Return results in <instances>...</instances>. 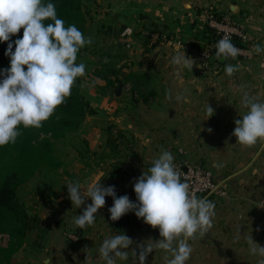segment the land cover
I'll return each mask as SVG.
<instances>
[{
  "label": "crops",
  "instance_id": "1",
  "mask_svg": "<svg viewBox=\"0 0 264 264\" xmlns=\"http://www.w3.org/2000/svg\"><path fill=\"white\" fill-rule=\"evenodd\" d=\"M83 9L85 37L93 43L83 48L77 63L86 66L81 92L94 112L54 144L62 172L102 165V185L114 186L117 197L127 195L136 202L134 180L147 172L162 148L174 162L201 163L227 197L201 196L215 203L213 227L203 238L189 240L187 264H258L264 258L250 253L247 236L264 246V141L247 147L232 132L234 121L247 112L241 104L244 92L264 102V53L253 50L264 45V0H83ZM209 10L233 18L248 34L247 45H239L244 53L235 59L208 64L199 59ZM183 48L196 62L191 71L171 64ZM227 64H239V71L226 75ZM117 87L119 95H112ZM180 93L183 98L177 99ZM207 104L214 109L211 117ZM44 169L47 176L61 173ZM47 182L46 198L56 189ZM105 199L94 225L80 228L73 240L62 232L69 218L74 223L73 207L27 208L40 222L7 264H105L99 248L106 238L127 235L133 240L127 251L160 239L159 229L134 212L112 221L108 209L113 199ZM90 203L85 200L79 215ZM166 256L171 258L157 249L145 264H166ZM116 264L136 260L129 253V260L117 258Z\"/></svg>",
  "mask_w": 264,
  "mask_h": 264
},
{
  "label": "clouds",
  "instance_id": "2",
  "mask_svg": "<svg viewBox=\"0 0 264 264\" xmlns=\"http://www.w3.org/2000/svg\"><path fill=\"white\" fill-rule=\"evenodd\" d=\"M46 20L52 22L45 24ZM21 29L22 37L12 41ZM0 42H8L4 55L10 58V66L0 70L3 77L0 79V146H4L16 142L21 135V125L40 128L70 97L77 78L86 75L85 64L77 63L78 53L92 44L93 39L85 37L75 24L66 27L51 2L0 0ZM216 49L218 60L235 59L241 51L227 34L217 42ZM253 50L256 54L264 53V45L257 44ZM171 64L191 71L196 62L186 56L183 48L172 57ZM239 67V64H227L224 72L232 76ZM176 98L182 99L183 93ZM241 104L247 112L234 121L232 135L241 145L252 147L264 141V102L244 92ZM206 112L211 117L214 109L207 104ZM207 131L211 133L212 129ZM174 160L171 152L161 149L147 172L134 180L136 202L127 195L117 197L114 186H103L102 174L84 189L79 181L66 185L69 199L77 208L84 205L85 200H91L82 213L74 217L75 225L80 228L94 225L96 213L106 204L105 198L112 197L113 204L108 209L112 221L134 212L145 224L159 229L160 239L148 244L138 243L132 251L127 249L133 240L122 232L106 238L99 248L105 264H116L117 258L127 261L129 253L136 264H145L148 255L157 249L170 254L171 258L165 257L166 264H187L192 253L189 240L197 236L203 238L213 227L215 203L198 197L190 184L182 181L183 172ZM234 239L239 241V232ZM247 243L252 255L264 258V246L254 242L251 234L247 236ZM258 264H264V259Z\"/></svg>",
  "mask_w": 264,
  "mask_h": 264
},
{
  "label": "trees",
  "instance_id": "3",
  "mask_svg": "<svg viewBox=\"0 0 264 264\" xmlns=\"http://www.w3.org/2000/svg\"><path fill=\"white\" fill-rule=\"evenodd\" d=\"M56 6L57 16L65 26L75 24L85 35L86 15L83 0H44ZM52 21L46 20L45 24ZM23 29L11 38L22 37ZM214 37L209 35V42ZM239 46L238 39L232 41ZM8 42H0V70L10 66V58L4 53ZM15 45H13L14 51ZM83 48L78 53V57ZM216 61H220L216 59ZM3 77H0L2 79ZM89 101L81 92V77L77 78L72 93L40 128H19L21 135L14 144L0 146V234L7 236L6 245L0 244V264H7L13 253L23 244L26 235L40 222L37 215H29L17 195L18 188L31 179L41 168L55 170L62 166L54 152L55 141L75 132L89 113H93ZM111 135L108 145L111 147ZM113 148V147H112ZM79 229V235H80ZM77 233V236H79Z\"/></svg>",
  "mask_w": 264,
  "mask_h": 264
},
{
  "label": "built area",
  "instance_id": "4",
  "mask_svg": "<svg viewBox=\"0 0 264 264\" xmlns=\"http://www.w3.org/2000/svg\"><path fill=\"white\" fill-rule=\"evenodd\" d=\"M204 38L202 47L199 52V59L205 64H208L209 60H216V44L226 34L230 35L231 41L238 39L241 44L247 45L250 38L248 34L242 29V27L231 17L220 15L216 11L209 10L205 14L204 24ZM209 35L214 37L209 42ZM235 45V44H234ZM244 53L240 46L235 45ZM175 163L183 172L181 177L182 181H186L190 184L191 190L195 192L198 197L204 195L213 194L215 196L225 198L227 192L220 183H218L212 176L211 172L201 163H186L180 160H176ZM183 164L186 167L184 171L182 169ZM72 238H76L75 235H71Z\"/></svg>",
  "mask_w": 264,
  "mask_h": 264
},
{
  "label": "rangeland",
  "instance_id": "5",
  "mask_svg": "<svg viewBox=\"0 0 264 264\" xmlns=\"http://www.w3.org/2000/svg\"><path fill=\"white\" fill-rule=\"evenodd\" d=\"M113 94H115V90L112 91V95ZM99 166H96V165L91 166L89 170L85 168H80L77 170V172H73V173H69L65 170H63L62 172V167H59L57 169H59L61 173L50 174L48 176L43 174V172L45 171L44 168L46 167L41 168L34 175L35 180H33L34 179V176H33V178L29 179L26 183H24L18 188L17 190L18 198L20 199V201L23 203L25 207L30 208V209L31 208L36 209V207H73V210H74L73 213L74 215L77 216L79 215L80 208H77L75 204H72L71 200L69 199V194H68L66 185L69 184L70 182L79 181V183L81 184V188L82 189L86 188L87 184L91 182V180L97 173V170L98 169L103 170L102 165H99ZM47 181H50V183L56 187L54 192L48 198L45 197L46 196L45 191L43 190V188H45V190L47 189V185H48ZM82 206L84 205H81V207ZM66 214L68 217L69 216L68 214H70V212H67ZM70 221H72L71 218H69L68 222L63 223L64 230L62 232H64L63 235L73 240L74 238H72L71 235H75V237L77 236V233L79 235L80 227L75 225V223L70 224ZM6 241H7V236L0 234V244L5 246Z\"/></svg>",
  "mask_w": 264,
  "mask_h": 264
},
{
  "label": "water",
  "instance_id": "6",
  "mask_svg": "<svg viewBox=\"0 0 264 264\" xmlns=\"http://www.w3.org/2000/svg\"><path fill=\"white\" fill-rule=\"evenodd\" d=\"M220 61L222 62V61H224V59H223V60H220ZM120 91H121V87H117V88L115 89V95H119ZM182 169H183L184 171L186 170V167H185L184 164H183ZM98 174H102V175H103V170H99V171H97V173L95 174V176H94L93 178H95Z\"/></svg>",
  "mask_w": 264,
  "mask_h": 264
}]
</instances>
